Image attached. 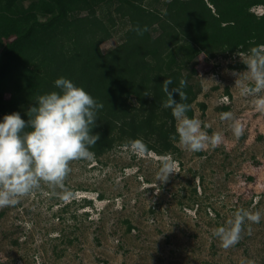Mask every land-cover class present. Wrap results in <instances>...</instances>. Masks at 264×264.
<instances>
[{
    "label": "rangeland",
    "instance_id": "rangeland-1",
    "mask_svg": "<svg viewBox=\"0 0 264 264\" xmlns=\"http://www.w3.org/2000/svg\"><path fill=\"white\" fill-rule=\"evenodd\" d=\"M263 9L259 4L250 11ZM123 28L118 22L102 51L121 41ZM159 31L149 28L153 36ZM149 54L161 58L154 46ZM247 57L201 53L189 66L201 87L193 117L209 135L222 133L220 145L191 152L177 137L174 151L135 154L128 142H116L91 160L71 161L62 187L42 181L16 205L0 208V264H264V112L235 85L237 74L244 79ZM225 112L244 125L243 135L234 136L232 120L221 119ZM164 158L174 161L177 173L161 184ZM65 191L72 193L68 200ZM240 209L258 211L261 220L246 221L240 241L225 249L212 233Z\"/></svg>",
    "mask_w": 264,
    "mask_h": 264
},
{
    "label": "trees",
    "instance_id": "trees-1",
    "mask_svg": "<svg viewBox=\"0 0 264 264\" xmlns=\"http://www.w3.org/2000/svg\"><path fill=\"white\" fill-rule=\"evenodd\" d=\"M259 4L264 0H33L26 6L0 0V115L19 112L27 121L38 97L59 91L54 81L63 76L103 104L92 129L100 136L94 155L136 139L158 154L174 151L175 118L163 107L161 84L187 82L183 102L193 117L201 87L189 66L201 53L248 54L264 45V9L250 11ZM120 21L121 41L102 51ZM152 25L160 29L155 36ZM153 46L159 61L149 54ZM199 105L204 110L205 103Z\"/></svg>",
    "mask_w": 264,
    "mask_h": 264
},
{
    "label": "clouds",
    "instance_id": "clouds-1",
    "mask_svg": "<svg viewBox=\"0 0 264 264\" xmlns=\"http://www.w3.org/2000/svg\"><path fill=\"white\" fill-rule=\"evenodd\" d=\"M245 64L244 79L237 74L235 85L241 96H254L256 110L264 112V95L260 94L264 93V45L250 48ZM186 83L181 80L179 86H173V81L166 78L161 84L167 96L163 107L171 109L177 121L173 138L178 136L179 143L191 152L220 145L224 139L222 133L209 135L200 119L187 115L191 105L183 102L187 99L182 91ZM54 85L59 91L40 95L36 106L29 109L27 121L19 112L5 114L0 119V208L16 205L20 198L38 189L42 181L52 188L62 187L71 171V161L94 157L92 147L100 136L99 133L93 134L92 129L103 104L69 78L61 76ZM175 94L181 98L179 101L174 98ZM221 119L232 120L230 127L235 137L243 135L244 125L234 119L231 112L222 113ZM129 149L135 154L149 150L142 139L132 140ZM175 169L173 160L162 159L157 181L161 184L167 182L170 174L177 173ZM71 196L69 191L62 193L65 200ZM260 220L258 211L251 213L240 209L226 226L217 227L212 235L228 249L240 241L246 221L258 223Z\"/></svg>",
    "mask_w": 264,
    "mask_h": 264
}]
</instances>
